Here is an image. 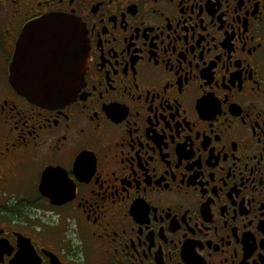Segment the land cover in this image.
Wrapping results in <instances>:
<instances>
[{"label":"flooded vegetation","instance_id":"flooded-vegetation-1","mask_svg":"<svg viewBox=\"0 0 264 264\" xmlns=\"http://www.w3.org/2000/svg\"><path fill=\"white\" fill-rule=\"evenodd\" d=\"M0 13V264H264V0ZM51 14L79 22L88 60L72 102L46 108L8 77Z\"/></svg>","mask_w":264,"mask_h":264},{"label":"water","instance_id":"water-1","mask_svg":"<svg viewBox=\"0 0 264 264\" xmlns=\"http://www.w3.org/2000/svg\"><path fill=\"white\" fill-rule=\"evenodd\" d=\"M87 60L85 31L79 22L46 15L22 30L9 66V83L33 105L63 107L83 86Z\"/></svg>","mask_w":264,"mask_h":264},{"label":"rangeland","instance_id":"rangeland-1","mask_svg":"<svg viewBox=\"0 0 264 264\" xmlns=\"http://www.w3.org/2000/svg\"><path fill=\"white\" fill-rule=\"evenodd\" d=\"M2 17V14L0 13V18Z\"/></svg>","mask_w":264,"mask_h":264}]
</instances>
